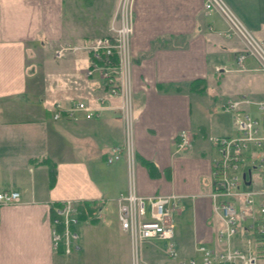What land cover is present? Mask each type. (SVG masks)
<instances>
[{"label":"crops","instance_id":"crops-1","mask_svg":"<svg viewBox=\"0 0 264 264\" xmlns=\"http://www.w3.org/2000/svg\"><path fill=\"white\" fill-rule=\"evenodd\" d=\"M225 1L264 45V0ZM114 2L0 0V190L20 193L16 203L0 205V264H132L128 235L118 221L103 223L105 211L116 219L115 197L129 187L125 157L106 162L124 137L120 99L108 95L96 75L86 76V53H54L107 31L108 19L99 27L95 13L102 7L111 15ZM203 5L132 0V185L138 195L182 196L172 210L177 257L195 256L199 239L212 242L219 225L208 194L215 153L207 137L228 134L216 133L223 123L211 119L216 106L243 94L264 98V73L252 59L247 70H236L241 43L225 36L222 19ZM197 78L206 81L203 96L188 90ZM77 99L99 108L97 116L52 119L53 103ZM180 132L187 142L178 146ZM42 157L56 165L51 186L48 167L31 162ZM66 200L94 203L101 216L77 226L78 248L68 255L53 250L50 238L54 207ZM163 244L144 245V259L173 264Z\"/></svg>","mask_w":264,"mask_h":264},{"label":"built area","instance_id":"built-area-1","mask_svg":"<svg viewBox=\"0 0 264 264\" xmlns=\"http://www.w3.org/2000/svg\"><path fill=\"white\" fill-rule=\"evenodd\" d=\"M108 33L90 38L81 44L64 45L54 51L57 58L66 51H84L89 55L86 76L95 74L110 96L120 99L119 112L123 124V141L112 148L106 162L119 160L122 155L128 167L129 187L126 194L116 197V217L119 228L130 242L132 264H150L143 259V245L148 241H163L166 258L173 264H264V98L254 100L240 95L220 101L218 108L231 114L233 134L209 135L214 149L211 159L208 193L212 214L219 221L212 242L197 245V257H176L172 210L180 205L181 195H138L132 185L135 162L133 147L134 116L132 107L131 56L128 50L132 33L131 5L121 0ZM207 13L214 12L224 22V35L239 40L242 50L235 55L239 71L247 70L245 62L252 59L256 70L264 73V46L250 32L224 0H204ZM115 21L117 22L115 24ZM99 108L82 100L64 106L55 103L52 118L59 120L93 119ZM181 142H187L183 132ZM18 191L0 190V205L16 203ZM77 208L67 200L54 208L51 242L53 250L62 245L64 254L78 248Z\"/></svg>","mask_w":264,"mask_h":264},{"label":"rangeland","instance_id":"rangeland-1","mask_svg":"<svg viewBox=\"0 0 264 264\" xmlns=\"http://www.w3.org/2000/svg\"><path fill=\"white\" fill-rule=\"evenodd\" d=\"M115 2H114V8H113V13H111V15H108V14H106L105 12V10H103L102 9V7H98L97 8V10H96V12L97 13H95L96 15H99L100 14V16H99V20L97 21L98 23H99V25H97V26H99V27H101L102 25L104 26V23L103 22H105L107 19H108V21H109V23H108V27H107V31H105V32H103V34L102 33H100V35H95V34H90V36L88 37H85V39H90V38H99V37H101L102 38V36H104V35H106L107 33H108V28H109V25L111 24V22L114 20V18H115V12L117 11V9L119 8V4L120 3H122V1L121 0H114ZM225 1V0H224ZM127 2H128V7L130 8V5H131V11H130V13L132 12V0H127ZM226 2V1H225ZM227 3V2H226ZM228 4V3H227ZM232 9V8H231ZM69 13V12H68ZM67 15V14H66ZM109 16V17H108ZM96 22V23H97ZM131 22H132V13H131ZM117 22L115 21V24H116ZM95 25V24H94ZM94 25H92V26H94ZM251 32V31H250ZM132 34V33H131ZM82 39H84V38H82ZM81 42H83V40H81V41H77L76 43H70V44H68V45H74V44H81ZM264 46V45H263ZM78 52H81L82 53V51L80 50V51H78ZM78 52H75V53H78ZM129 52H130V50H129ZM70 53H73V52H70V51H66V53H65V56L66 55H68V54H70ZM84 53V52H83ZM130 56H131V54H130ZM131 62V61H130ZM131 65H132V62H131ZM211 81H209V82H207L208 83V88H207V90H208V92H210L211 93V91H212V84L210 83ZM130 85H131V79H130ZM129 85V86H130ZM132 97V96H131ZM130 97V98H131ZM218 106V105H217ZM217 106H216V108H215V111H214V115L211 117V119L213 118V120H216V121H218V122H223L222 124H221V127H219V128H217V129H220L219 131H216V133H219V132H223L222 134H228V135H230V134H233V123H232V119H230L231 118V115L230 114H220L219 112H221V111H219V108H217ZM222 118V119H221ZM221 119V120H220ZM220 126V125H219ZM215 134V133H214ZM134 179V178H133ZM128 185V184H127ZM135 191V190H134ZM180 207V206H179ZM178 207V208H179ZM175 210V209H174ZM111 214H109L108 213V211H105L104 212V215L106 216L105 218H104V220H103V223H105V225H108V226H110V225H112V224H114L115 222H117V220L116 219H114L115 218V214L113 213L112 214V212H110ZM114 217V218H113ZM78 225L80 226V228H82L83 226H85V227H87L88 225H90V224H88V223H78ZM200 240V243H206V242H208V241H206L204 238H201V239H199ZM147 243H150V241H148ZM147 243H145L144 245H146ZM143 245V258H144V248H145V246ZM129 246H130V242H129ZM128 246V247H129ZM130 248V247H129ZM184 257V256H183ZM185 257H188V256H185Z\"/></svg>","mask_w":264,"mask_h":264},{"label":"trees","instance_id":"trees-1","mask_svg":"<svg viewBox=\"0 0 264 264\" xmlns=\"http://www.w3.org/2000/svg\"><path fill=\"white\" fill-rule=\"evenodd\" d=\"M205 79H193L190 82L187 83L188 86V90L189 92H197L199 94H201L203 96V94L206 93V83H205ZM32 164L36 163V164H42L48 167V184L49 186L53 185L54 180H55V164L54 162L49 158V157H42L40 159L36 158L31 160ZM76 208H77V218L79 221H85L87 220L90 216H93L95 211L97 210V206L94 203L91 202H87V201H82L76 204ZM99 218H91L89 220V222L92 223H97ZM62 245L59 247V249H57L58 251H63L62 250ZM261 252H264L261 251Z\"/></svg>","mask_w":264,"mask_h":264}]
</instances>
